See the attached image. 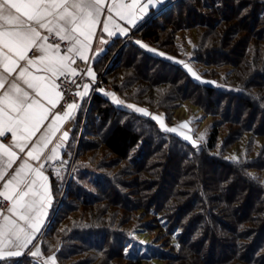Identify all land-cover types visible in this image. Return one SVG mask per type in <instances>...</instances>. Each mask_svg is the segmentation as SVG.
Wrapping results in <instances>:
<instances>
[{
	"label": "trees",
	"instance_id": "16d2710c",
	"mask_svg": "<svg viewBox=\"0 0 264 264\" xmlns=\"http://www.w3.org/2000/svg\"><path fill=\"white\" fill-rule=\"evenodd\" d=\"M184 26L199 30L195 58L210 65H229L236 80L232 86L218 87L196 81L182 67L181 60L169 59L175 54L163 45L172 44L174 32ZM152 47L164 55L153 51ZM112 52V59L103 71V62ZM216 54L220 58L215 59ZM94 67L100 80L98 87L109 83L108 74L118 73L121 85L113 83L112 88L120 93L124 87L134 86L133 95L143 93L148 97L159 83H170L159 100L163 106H158L165 111L166 121L169 114L165 108L171 96L192 98L204 108H216L220 123L228 124L227 143L238 141L244 134L264 136V0H174L152 13L129 36L114 38L96 59ZM193 92L197 93L196 97ZM82 113L83 106H80L76 118ZM84 114L85 129L78 141L72 173L62 197L57 195V180L52 177L56 212L41 238L44 248L49 242L44 241V237L54 228V222L61 219L59 214L82 206L91 220L76 223L72 230L63 228L70 234L64 235L56 249L59 264H66L64 260L68 257L69 264L83 263L85 258H70L81 250L124 257L126 264H142L148 254L176 261L175 264H264V180L249 171L264 168V145L261 155L228 161L214 154L218 135V126L214 125L204 144L196 150L177 135L163 131L148 115L116 106L97 87L90 95ZM124 116L140 122L141 127L123 122ZM96 128H106L100 136L101 143L115 156L126 158L132 154L129 161L132 166L136 163V168L145 171L151 158L159 156L161 147L167 153L162 157L168 159L166 166L169 164L175 171L182 169L183 172L170 174L164 163L162 169H157L153 175L146 174L137 183L142 193L140 198H132L131 193L128 196L112 172L90 170L78 160L81 150L88 147L86 134ZM73 133L74 130L69 143ZM169 174L173 178L169 180L172 185L158 201ZM152 185H158L156 193H146ZM108 199V203L123 209L140 207L159 214L168 235H173L178 242V250L167 252L165 247L146 246V251H142L143 244H137L130 232L110 227L96 214L95 204ZM98 217L100 222L95 223ZM106 239L110 241L108 248L104 246Z\"/></svg>",
	"mask_w": 264,
	"mask_h": 264
},
{
	"label": "snow or ice",
	"instance_id": "6c2138e0",
	"mask_svg": "<svg viewBox=\"0 0 264 264\" xmlns=\"http://www.w3.org/2000/svg\"><path fill=\"white\" fill-rule=\"evenodd\" d=\"M163 3L164 0H0V260L26 252L32 257L42 256L34 241L42 230L41 210L50 201L51 192L42 171L45 164L34 167L28 160L39 162L42 156L46 161L60 159L58 149L63 147L68 131L62 133L47 155L45 150L61 123L74 119L73 112L79 108L65 99V85L82 87L83 91L77 90L74 95L83 99L96 80L93 69H81L77 61L88 63L94 58L88 53L93 51L98 29L108 37L127 35L129 27L117 21L134 27L149 6ZM99 39L107 43L102 36ZM185 67L196 79L200 78L192 68ZM79 76L89 77L91 83L80 85L76 79ZM105 95L117 105L124 104L114 93ZM58 107L63 111H54ZM127 107L150 115L135 105ZM151 118L161 120L155 115ZM161 128L165 132L177 131L163 124ZM9 134L11 141L5 144L3 140ZM193 146H197L195 141ZM20 154L27 159L14 168L22 159ZM56 261L53 254L43 264Z\"/></svg>",
	"mask_w": 264,
	"mask_h": 264
},
{
	"label": "rangeland",
	"instance_id": "374dc122",
	"mask_svg": "<svg viewBox=\"0 0 264 264\" xmlns=\"http://www.w3.org/2000/svg\"><path fill=\"white\" fill-rule=\"evenodd\" d=\"M198 35L199 30L194 26L181 27L174 32L173 38L170 41L172 44L163 45V47L171 49L172 51H170V53L174 52L175 57L173 55L169 56L170 54L168 55V53L167 55L175 61L181 60V65L186 71L187 68L185 67V65L193 69V71L200 77L199 79H196L191 73H189L188 71L187 72L196 81L211 85L214 84L218 87L232 86L236 80L234 78V72L230 69L229 65H210L205 63V61L200 62L195 58L194 48L196 44L199 43ZM152 48L153 51L157 53L162 52L156 47ZM148 49H151V47H148ZM114 52L109 54V58L103 62V71L104 68H106L110 63ZM214 58L217 59L220 58V56L216 54ZM143 63L144 61L141 64ZM114 73L115 75H113ZM108 79L109 83L107 85L101 83L99 86L101 87V90L104 92V94L105 92H112L118 99L124 101L123 105H117L114 103L116 106L135 111V109H130L127 107L128 104H132L135 105L137 108L146 109L147 112L150 114L148 115L150 119H152L151 116L153 115L159 116L161 120L154 121L160 128L161 124H163L165 127L176 128L177 131L172 134L177 135L182 140H185L183 138L184 136L190 137L189 140L185 141L189 142L192 145L193 141H195V144L197 145L196 150L200 149V147L206 141V138L208 137L211 128L216 125L218 126V135L216 145L213 149L214 154L216 156H221L222 158L224 157L228 161L236 162L250 159L254 156H258L259 154L261 155L263 152L261 149L264 145V136L253 137L250 134H244L239 138L238 141H235L231 144L227 143L225 137L227 135L228 124L220 123V119L217 118V116H220V114H216V111H214L216 108H212L211 106L204 108L199 104L193 102L192 98L177 99L171 96L169 101H167L168 104L166 103L167 108L165 109L169 114V120L166 121L164 114L165 111L159 109L158 106H163L162 102H160L159 100L161 95L166 92V89L171 86V84L168 82L164 81L159 83L157 86L153 87L154 93L151 92L152 94L147 97L143 93L137 94L134 92L133 95L131 91L135 88L134 86L128 89L124 87L122 89L123 93H120L119 91L112 88L113 83L120 84L118 81L120 79V75L118 73L116 74V72L108 74ZM97 80L100 82L99 79ZM98 84L99 83H97L96 86H98ZM252 91H255V88H252ZM192 95L196 97L197 93L193 92ZM110 101L113 103L112 100ZM82 103L81 106H83V113L81 114V116H79V118H76L73 123V140L69 143V147L65 152L62 164L57 168L58 170L55 172L54 175L55 179L57 180L56 193L57 195H59V197L63 196L66 186L68 185V179L72 173V165L76 156V147L78 145V141L82 137L83 129H85L84 121L86 120V114L84 113L90 104V96L87 97V99H84ZM122 121L128 122L132 126H135L137 128L141 127L140 122H137L136 120L127 118L125 116ZM182 124L184 125V127H181ZM105 130L106 128H103L102 130L96 128L86 134L85 142L88 147H84L83 150H81V154L78 160L87 165L90 170L94 169L98 171L99 169H101V171L112 172L116 176V180L119 182V185L121 184L120 187H122V190L124 191V193H127L128 196H130V194L128 193H131L132 198H140L142 193L139 189L140 186H138L137 183H139V181H141L142 178L146 176V174H149L151 172L153 175L154 171H156L157 169H162L164 163V168H167V171H169L170 174H177L183 172L182 169L175 171L174 168L169 167V164L166 166V161H168V159L164 160L162 157L164 154L166 155L167 153H165V149H162L161 147L158 148L159 156L151 158L150 162L147 165L148 168L145 171L136 168V163L132 166L129 162L130 158L132 157L130 155L132 154H130L129 157L126 158H119L104 147V145L101 143L102 141L100 138L102 137V134ZM201 137H203V139H201ZM178 150H180V148ZM177 156H179V154H177ZM174 159H171V162L175 161ZM249 171L251 175L257 177V179H260L262 181L264 180V168H251ZM170 174L167 176V181H165V183L163 184L164 186H162L164 190L160 192L159 198L157 199L158 201L162 200V197L164 196L165 192L169 190V187L172 185V183L169 182V180L173 179ZM127 184L131 186L128 187ZM157 187L158 185H152L150 191H144L146 193H154L155 191L156 193ZM176 187L177 185H175V188ZM108 202H110L109 199L105 202L100 201L95 204V212H98L96 214H98L99 217L102 218L101 220H105L106 224H109L110 227L114 229L119 227L125 229L127 232H130V237L135 242H137V244H143L141 245L142 251H146V246H157V248L165 247L167 252H169V250H178V242L173 237V235H168L165 226H162L163 222L160 220L159 214L153 211L144 210L145 208L140 207L136 209H123ZM55 212L56 208L53 209V215L55 214ZM95 212H93L94 216ZM59 215H61V219L59 217V219L54 222V228L50 232L48 231L46 233V236L44 237V241H49L48 246L44 248V243L42 244L41 240V242H39L37 245L41 249V257H32L30 254L27 253L21 255L20 257L14 258L13 260H9L6 264H43L44 260L47 259L48 256L55 254L56 249L60 246L64 235L68 236L69 232H65L63 229L64 227H67V229L72 230L76 223L80 222L83 224L85 220H91V218L89 217L87 212H85L82 206L69 212L65 211L63 214ZM99 217L97 221L94 220L95 223L100 222ZM66 240L69 241V238ZM40 243L42 248L40 247ZM104 246L106 248L110 246V241L108 239L104 241ZM125 248V250L127 251L128 247L126 246ZM147 251L149 252V250ZM107 255H109L107 252H104L103 254L102 252L94 253L91 250H81L79 252H75L70 258L71 260L85 258L83 261L86 262L84 263L82 261L83 263L79 264H126L127 260H125L124 257ZM58 261L59 260L56 261V264H59ZM64 261L66 264H69V257ZM175 263L176 261L169 260L166 258H156V256H152L150 254L145 256L142 260V264Z\"/></svg>",
	"mask_w": 264,
	"mask_h": 264
},
{
	"label": "crops",
	"instance_id": "0c3cea01",
	"mask_svg": "<svg viewBox=\"0 0 264 264\" xmlns=\"http://www.w3.org/2000/svg\"><path fill=\"white\" fill-rule=\"evenodd\" d=\"M172 1L173 0H164V3L163 4H159V5L155 6V7L149 6V8L146 10V12L144 14H142V19H139L134 27L125 24L123 21H117L122 26L129 27L130 30H129V33L127 35H119V34H117L114 37H108L106 33L101 32L99 29L97 30V38L94 40L93 46H92L93 47V51L90 52V53H88L89 56L94 57V58L93 59H90L89 62L87 63L88 64V67H91L93 69V71L95 72V74H96V80L98 79V76H97V73H96V70H95V67H94V62L96 61V59L101 54H103V52L106 50L107 46L111 43V41L114 38H116V37L129 36L131 34V32L133 31V29L136 26H138L142 21H144L152 13H155L156 11H158L162 7L166 6L167 4L171 3ZM101 19H103V17ZM101 36L103 37L104 40L107 41V43H101L100 42L99 37H101ZM77 63L79 65V67H80V65L82 63H85V62H83V61H77ZM84 83H91L90 78L87 77L81 85H83ZM96 87L97 88H101V87L96 86V83H92V86L89 89V94L85 98L89 97ZM78 90L79 91H83V88L81 87ZM110 93H112V92H110ZM106 96L109 97L110 100H112V97L111 96H108V95H106ZM85 98H83V99L79 98L78 101L75 102V103H77L79 105V108H80L81 103L83 102V100ZM79 108L77 110H75V112H73L74 119H70V120L69 119H65V121H63L61 123L60 130L56 133L55 137L53 138L52 143L49 144L48 149L45 150V155H47V153L50 151V149L57 142H59L60 137L62 136V133L64 131H68L69 135H68L67 139L63 142V147H61L60 149H58L60 159L53 160V161H46L44 159V157L42 156L41 157V160L39 162L34 161V160H30V159L28 160V162L30 164H32L34 167H37L38 166V163H44L45 164V167H44V169H42V171L44 172V175L48 177L47 183L49 185V189H50V192H51L50 201H46L45 204H44V206L42 207V210H41L43 225H42L41 232L37 235L36 241H34V243L36 244V246L40 242V240H41V238H42V236H43V234L45 232V229L47 228L48 224L50 223L51 218H52V215H53L54 197H53V192H52V177H53V175H55V172L58 170L57 168L62 164L64 155H65V151L67 149L69 140H70L71 135H72L73 123H74V120L76 118V115H77V112H78ZM54 111H58V110L55 109ZM62 111H60V112H62ZM45 123L47 124L48 121H46ZM41 131L43 132L44 129L42 128ZM39 135L40 134L38 133L37 136H39ZM10 141H11V136L9 134L8 137H7V139H4L3 142L5 144H9ZM13 150H15V151L18 152V149H13ZM20 156H21L22 159L17 161V164L13 166L14 168L17 167L19 165V163L22 162L23 159H27V157H26L25 154H20ZM0 186H2V185H0ZM7 206H8V204H7ZM31 250H33V248ZM25 254H27V252ZM22 255H24V254H22ZM14 258H17V257L6 258L5 260L14 259ZM5 260H0V261H5Z\"/></svg>",
	"mask_w": 264,
	"mask_h": 264
},
{
	"label": "built area",
	"instance_id": "2783aa9c",
	"mask_svg": "<svg viewBox=\"0 0 264 264\" xmlns=\"http://www.w3.org/2000/svg\"><path fill=\"white\" fill-rule=\"evenodd\" d=\"M62 47H63V45H62ZM80 68H81V69H87V68H88V64H87V63H82V64L80 65ZM86 78H87V76H79V77H77L76 79H77V82L81 85V84L84 82V80H85ZM95 83L97 84V83H100V82H99L98 80H96ZM65 86H66L65 99H66L68 102H77L78 99H79V97H76V96L74 95L75 91L78 90V89L76 88V86H75V85H72V84H67V83H66ZM61 103H63V102H61ZM56 110H58V111H62L63 108H62V107H58ZM0 199H2V198H0ZM4 207H5V208L7 207V202L4 203Z\"/></svg>",
	"mask_w": 264,
	"mask_h": 264
}]
</instances>
